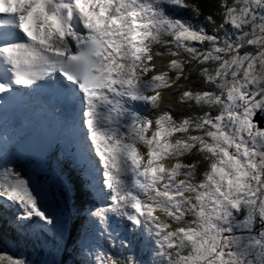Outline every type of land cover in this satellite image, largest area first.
<instances>
[{
    "label": "snow or ice",
    "instance_id": "obj_1",
    "mask_svg": "<svg viewBox=\"0 0 264 264\" xmlns=\"http://www.w3.org/2000/svg\"><path fill=\"white\" fill-rule=\"evenodd\" d=\"M189 11L201 15L189 0H0V94L48 89L71 110L105 205L88 210L79 264H264V0H220L219 23ZM164 90L194 110L177 118ZM0 210L18 237L57 226L7 165ZM0 264L30 262L0 249Z\"/></svg>",
    "mask_w": 264,
    "mask_h": 264
},
{
    "label": "trees",
    "instance_id": "obj_2",
    "mask_svg": "<svg viewBox=\"0 0 264 264\" xmlns=\"http://www.w3.org/2000/svg\"><path fill=\"white\" fill-rule=\"evenodd\" d=\"M198 1L200 2L199 9L201 10L202 14L213 15L214 19L217 21V23H219L221 20V16L217 14V12L219 11L218 1L217 0H198ZM195 79L196 77L193 76V80ZM197 86L203 87V85H200L198 82H197ZM169 99L172 100V102H170L172 104L170 106L171 109L174 111V113H177L179 116L188 115L191 113V111H193V109H189L187 106L179 105L176 102L175 95H172L171 98ZM193 159H195V157H188L186 159V162H191ZM203 168H204V165L201 164L200 169L203 170Z\"/></svg>",
    "mask_w": 264,
    "mask_h": 264
},
{
    "label": "bare ground",
    "instance_id": "obj_3",
    "mask_svg": "<svg viewBox=\"0 0 264 264\" xmlns=\"http://www.w3.org/2000/svg\"><path fill=\"white\" fill-rule=\"evenodd\" d=\"M56 127H58L60 129L59 133H56V136H59L61 134L65 135V136H71L72 135V131L67 127V124L65 122H61L58 118L56 120ZM42 138H47L45 135ZM53 137L49 138V141L52 142ZM48 141V139H46V141L44 139H40L37 140L36 142H30V147L36 149L37 153H42L45 149V143Z\"/></svg>",
    "mask_w": 264,
    "mask_h": 264
},
{
    "label": "rangeland",
    "instance_id": "obj_4",
    "mask_svg": "<svg viewBox=\"0 0 264 264\" xmlns=\"http://www.w3.org/2000/svg\"><path fill=\"white\" fill-rule=\"evenodd\" d=\"M71 136H73V135H71ZM39 154V153H38ZM41 154V153H40ZM100 202V201H99Z\"/></svg>",
    "mask_w": 264,
    "mask_h": 264
}]
</instances>
